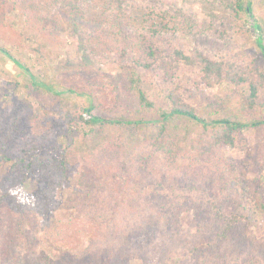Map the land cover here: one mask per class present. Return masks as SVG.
<instances>
[{"label":"trees","instance_id":"16d2710c","mask_svg":"<svg viewBox=\"0 0 264 264\" xmlns=\"http://www.w3.org/2000/svg\"><path fill=\"white\" fill-rule=\"evenodd\" d=\"M144 1L11 0V12L19 19L17 35L40 66L57 48V37L66 34L77 41L79 66H89L91 57L110 65L121 104L111 115L100 116L92 102L66 123L76 129L84 123L91 132L108 129L109 155H102L99 142L87 135H73V142L44 152L39 145L45 138L36 132L0 131V168L8 167L0 181V264H130L134 259L166 264L186 250L193 255L190 264H264L245 253V235L240 234L258 227L264 195L222 153L241 144L246 131L264 128V27L257 18L264 0H205L221 9V15H206L210 35L195 30L197 21L185 14L158 12L151 3L141 8ZM244 17L253 22V50L230 60L218 44L244 31ZM5 20L2 15L0 26ZM194 30L203 41L191 53L172 42L178 31ZM0 53L29 77L23 90L52 92L10 49L0 47ZM182 67L199 68L195 86L237 88L231 110L214 116L208 108L195 107L194 89L181 92L177 83ZM144 73H153L167 89L160 102ZM83 110L91 115L88 121ZM143 129H151L148 142L137 138ZM137 140L141 146L129 156L126 151ZM72 172L86 191L76 192L65 207L58 192ZM219 184L215 195L198 188ZM184 193L210 200L196 208L181 199ZM63 208L68 217L58 214ZM190 210L186 230L181 218ZM41 240L79 252L55 259L41 249Z\"/></svg>","mask_w":264,"mask_h":264},{"label":"rangeland","instance_id":"374dc122","mask_svg":"<svg viewBox=\"0 0 264 264\" xmlns=\"http://www.w3.org/2000/svg\"><path fill=\"white\" fill-rule=\"evenodd\" d=\"M10 2L11 0H0V17L2 15L6 17L5 24L0 26V47L10 49L18 59L28 66L31 73L49 85L52 92L41 90L38 93H29L27 90H23V86L29 81V77L9 58L0 53V131L10 130L12 135L14 131L20 129L23 133L31 130L32 135L36 132L42 139L45 138L44 141L41 140L39 145L40 149L44 148V152L49 150V146L54 147L68 141L73 142L71 137L73 135L78 136L77 139L87 135L88 140L92 143L94 141L99 142L98 148L102 151V155H109L107 149L111 142V136L108 129L100 127L92 129L91 132V128L84 123L79 124L78 129L66 127V123L69 116L75 114L80 108H86L92 102L99 108L100 116H109L112 111L118 109L121 103L120 101L117 102V95L113 92L110 65L104 64L102 59L95 61V58L91 57L93 62L89 66H79L80 56L76 51L77 41L69 39L66 34L62 33L57 37V48L50 51V57L40 66L35 57L30 54L28 43L17 35L19 19L14 12H11ZM147 3H151L152 6L158 5L155 8L158 12L161 11L160 9L168 10L171 14H185L187 17L195 19L197 21L195 30L202 31L205 35L212 33L211 28H206L209 23V18L206 15L212 13L221 15L220 5L207 4L205 0H145L140 3V7H149ZM146 11L148 10L146 9ZM257 18L264 27V8L257 13ZM242 27L244 31H249V34L239 30L238 33H233L232 36L228 37L226 43H221L222 47L218 44L222 54H225L230 60L242 58L243 55L246 56L249 50H253V39L256 37V33L253 29L252 20L244 17ZM195 30L187 35L178 31L172 42L178 44L187 54L191 53L195 47L199 48L203 41L200 40V36ZM250 38L252 39L249 40ZM198 70V67L181 68L177 81L181 92L194 89L196 98L191 103L195 107L199 109L208 108L207 113L223 116L231 110L234 91L237 88L229 84L213 88L206 87L201 83L195 86V82L199 83ZM153 76V73L143 74V78L152 83L155 100L160 102L167 89L165 90L157 78ZM167 87L170 88L171 85ZM69 89L75 93H68L67 90ZM84 114L88 116V118H84L88 121L91 115L83 110L81 115ZM150 132L151 129H143L137 138L148 142L152 138ZM14 138L16 141L17 135ZM242 140L243 142L235 148L227 147L222 150V153L228 159L227 163L233 166L234 171L241 175L244 173V178L248 180L249 186L253 187L257 193L264 195V128L261 131H246ZM140 144V141L137 140L129 147L130 149L126 151L129 156L136 155ZM79 146L83 152L81 154L84 156V147L81 146V143ZM81 161L79 160V163ZM7 168L5 166L0 168V181L5 177ZM77 179L76 172H72L65 187L58 192L61 205L66 207L67 202L75 198L76 192L86 191L77 182ZM198 188L213 195L220 194V184L213 186V189L211 186L203 188L199 185ZM26 189L31 191V185H27ZM206 192H204V196H206ZM201 197L198 195L195 199V195L184 193L181 199L183 201L190 200L187 204H192L198 208L202 203V205H206L205 200H210ZM191 201L198 203L193 204ZM58 214L68 217L70 212L65 209ZM192 218V210L185 212L181 218L182 226L186 230L190 228L189 224L192 222ZM240 234L245 235L243 240L245 253L261 259L264 263V216L260 219L256 229ZM238 244L239 242H237ZM41 249L55 259L75 255L79 252V249L55 248L45 240H41ZM192 256L186 250L171 256L166 264H183V262L190 264L192 263ZM185 258L187 260H184ZM213 259L211 257L210 261ZM130 264L142 263L140 260L134 259L131 260Z\"/></svg>","mask_w":264,"mask_h":264},{"label":"built area","instance_id":"2783aa9c","mask_svg":"<svg viewBox=\"0 0 264 264\" xmlns=\"http://www.w3.org/2000/svg\"><path fill=\"white\" fill-rule=\"evenodd\" d=\"M84 118H88V116L86 114L83 115Z\"/></svg>","mask_w":264,"mask_h":264}]
</instances>
